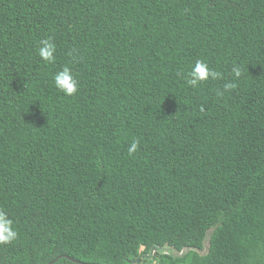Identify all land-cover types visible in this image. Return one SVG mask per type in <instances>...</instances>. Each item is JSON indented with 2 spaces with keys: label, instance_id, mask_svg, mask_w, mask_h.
Listing matches in <instances>:
<instances>
[{
  "label": "trees",
  "instance_id": "trees-1",
  "mask_svg": "<svg viewBox=\"0 0 264 264\" xmlns=\"http://www.w3.org/2000/svg\"><path fill=\"white\" fill-rule=\"evenodd\" d=\"M0 210V264H264V0H0Z\"/></svg>",
  "mask_w": 264,
  "mask_h": 264
},
{
  "label": "clouds",
  "instance_id": "clouds-1",
  "mask_svg": "<svg viewBox=\"0 0 264 264\" xmlns=\"http://www.w3.org/2000/svg\"><path fill=\"white\" fill-rule=\"evenodd\" d=\"M56 44L51 37L42 39L39 42L37 54L43 62L46 64L55 63L56 56ZM231 74L235 80H238L242 75L241 67L234 65L231 68ZM185 83L195 89L209 80L218 81L224 80V74L209 66V64L202 60L196 59L194 64L189 66L187 75L184 77ZM52 82L54 87L67 97H72L79 91V81L74 75L70 67H63L53 74ZM236 83L232 81H225L222 88H217L215 95L218 98H223L225 93H230L236 88ZM139 141L134 140L131 142L128 148V154L132 155L138 149ZM19 233L16 229L14 220L9 214L3 210H0V245L11 244L18 239Z\"/></svg>",
  "mask_w": 264,
  "mask_h": 264
},
{
  "label": "rangeland",
  "instance_id": "rangeland-1",
  "mask_svg": "<svg viewBox=\"0 0 264 264\" xmlns=\"http://www.w3.org/2000/svg\"><path fill=\"white\" fill-rule=\"evenodd\" d=\"M205 245H206V249H208L209 248V241H207ZM158 251H160L161 254H172L175 256H181L183 254V253L179 254L178 252H175L172 248H169V247L163 248V249L158 250ZM202 253L204 254V253H206V251L202 252Z\"/></svg>",
  "mask_w": 264,
  "mask_h": 264
}]
</instances>
